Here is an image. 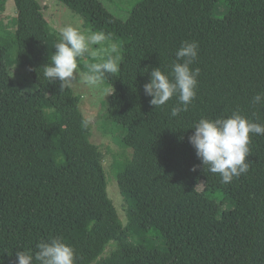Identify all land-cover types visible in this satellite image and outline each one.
<instances>
[{
    "label": "trees",
    "instance_id": "obj_1",
    "mask_svg": "<svg viewBox=\"0 0 264 264\" xmlns=\"http://www.w3.org/2000/svg\"><path fill=\"white\" fill-rule=\"evenodd\" d=\"M55 1L122 46L120 71L105 80L114 88L105 115L132 150L112 169L127 223L108 197L79 97L43 77L55 52L43 7L13 0L15 30L0 22V264L34 256L52 238L74 249L75 264H264V135H251L249 172L228 184L188 141L201 118L239 111L264 124V103L252 104L264 93V0H138L125 20L98 0ZM183 41L198 43L190 67L200 74L188 111L172 117L178 98L155 108L144 85L152 68L183 62L175 55ZM13 68L26 71L31 92ZM133 230L143 235L135 242Z\"/></svg>",
    "mask_w": 264,
    "mask_h": 264
},
{
    "label": "clouds",
    "instance_id": "obj_2",
    "mask_svg": "<svg viewBox=\"0 0 264 264\" xmlns=\"http://www.w3.org/2000/svg\"><path fill=\"white\" fill-rule=\"evenodd\" d=\"M105 45H107L105 47ZM176 62L170 72L160 67L150 71V82L144 85V93L151 97L150 104L155 108L165 106L174 96L178 106L171 109L172 117L187 112L196 97L200 70L192 69L198 57V43L183 41L176 51ZM99 61L88 63V60ZM87 68L81 73L79 62ZM123 61L122 46L111 41L103 31L82 29L77 24H66L60 30V42L55 44L51 63L43 67V77L50 83L59 81L61 91L72 84L79 76L91 89L101 90L108 74L120 71ZM114 92V88L110 94ZM264 103V93L252 98V104ZM194 133L188 137L196 150L197 158L210 173L218 174L222 184L231 183L233 178L249 172L247 157L250 154L251 135H264V124L253 122L234 111L227 118H201L194 126ZM38 251L33 256L18 252L17 264H75V253L71 246L58 238L37 244Z\"/></svg>",
    "mask_w": 264,
    "mask_h": 264
},
{
    "label": "rangeland",
    "instance_id": "obj_3",
    "mask_svg": "<svg viewBox=\"0 0 264 264\" xmlns=\"http://www.w3.org/2000/svg\"><path fill=\"white\" fill-rule=\"evenodd\" d=\"M42 7L45 18L48 22L49 33L52 35L55 44L60 42V30L69 23L79 24L82 29L94 31L86 25L81 17L74 14L64 5L55 0H36ZM115 17L125 20L129 11L132 10L138 0H98ZM225 8L218 5L214 16L222 19L225 15ZM16 8L13 0H7L5 6L0 10V22L5 31H14L16 22ZM107 45H105L106 47ZM96 62V61H95ZM99 62V61H97ZM81 73H86V66L83 61L79 62ZM11 77L14 82L26 92H31V78L23 69H11ZM74 94L80 99V109L85 119L90 124L91 143L98 146L102 155V164L107 180V194L111 200L117 215L123 225H126L124 203L119 194L117 182L114 176L113 167L122 165L132 157V150L124 145L125 130L113 124L105 115V109L110 93V88L104 83L101 90L91 89L86 86L78 76L70 85ZM143 235L137 230L131 233V240L137 241ZM157 244V243H154ZM115 248V243H110L102 257L110 255Z\"/></svg>",
    "mask_w": 264,
    "mask_h": 264
}]
</instances>
